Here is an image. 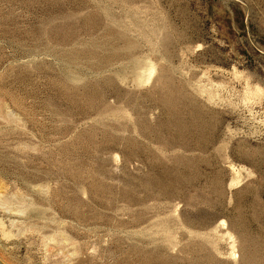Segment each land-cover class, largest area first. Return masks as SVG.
Listing matches in <instances>:
<instances>
[{
	"label": "rangeland",
	"instance_id": "rangeland-1",
	"mask_svg": "<svg viewBox=\"0 0 264 264\" xmlns=\"http://www.w3.org/2000/svg\"><path fill=\"white\" fill-rule=\"evenodd\" d=\"M0 264H264V0H0Z\"/></svg>",
	"mask_w": 264,
	"mask_h": 264
}]
</instances>
